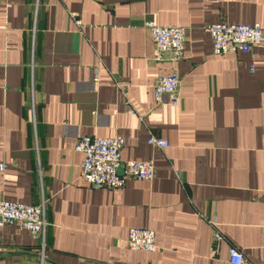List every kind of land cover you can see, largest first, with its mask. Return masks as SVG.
Returning a JSON list of instances; mask_svg holds the SVG:
<instances>
[{
    "label": "crops",
    "instance_id": "1",
    "mask_svg": "<svg viewBox=\"0 0 264 264\" xmlns=\"http://www.w3.org/2000/svg\"><path fill=\"white\" fill-rule=\"evenodd\" d=\"M149 20L185 28L184 58L155 59ZM225 21L264 28V0H0V199L48 221L44 249L0 227V264H221L231 246L264 264V43L215 54L205 27ZM173 72L180 104L157 105ZM116 135L153 181L83 179L77 141ZM133 227L157 250H131Z\"/></svg>",
    "mask_w": 264,
    "mask_h": 264
},
{
    "label": "built area",
    "instance_id": "2",
    "mask_svg": "<svg viewBox=\"0 0 264 264\" xmlns=\"http://www.w3.org/2000/svg\"><path fill=\"white\" fill-rule=\"evenodd\" d=\"M154 42V57L158 62H178L184 58L186 43V30L181 25L161 26L153 20L145 23ZM210 33L215 54L230 52H249L255 46L264 43V28L256 24H243L233 22H219L205 27ZM251 70L254 66L251 65ZM181 78L177 72L162 75L154 84L155 103L157 105L168 103L174 106L180 104ZM149 143L158 148L169 145L167 139L152 135ZM125 140L122 136H83L74 146V149L84 154L82 162L83 179L94 185L110 189H119L125 186L128 178L153 181L155 178V164L152 160L140 161L134 159L123 160L122 148ZM124 164V172L119 170ZM0 164V169L5 168ZM216 227V220H210ZM19 224L28 230L33 237L40 238L45 246V236L48 226L46 219V204H27L0 199V227L6 224ZM155 231L149 228L133 227L128 232V247L131 250L156 251ZM224 239L223 234L215 228L213 242L218 250ZM44 257V256H43ZM221 264H254L241 250L235 246L229 248L228 258Z\"/></svg>",
    "mask_w": 264,
    "mask_h": 264
},
{
    "label": "water",
    "instance_id": "3",
    "mask_svg": "<svg viewBox=\"0 0 264 264\" xmlns=\"http://www.w3.org/2000/svg\"><path fill=\"white\" fill-rule=\"evenodd\" d=\"M120 169H121V168H120ZM119 172L122 173L121 170H119Z\"/></svg>",
    "mask_w": 264,
    "mask_h": 264
}]
</instances>
